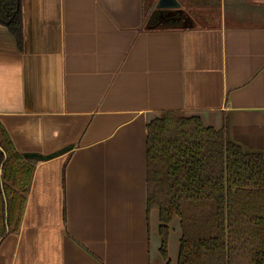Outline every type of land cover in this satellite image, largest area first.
<instances>
[{"label": "crops", "instance_id": "crops-1", "mask_svg": "<svg viewBox=\"0 0 264 264\" xmlns=\"http://www.w3.org/2000/svg\"><path fill=\"white\" fill-rule=\"evenodd\" d=\"M156 1L20 0L19 38L0 21V122L22 153L73 146L36 163L0 264H178L180 218L166 260L147 205L165 110L264 156V0H180L190 23L151 28Z\"/></svg>", "mask_w": 264, "mask_h": 264}, {"label": "trees", "instance_id": "trees-1", "mask_svg": "<svg viewBox=\"0 0 264 264\" xmlns=\"http://www.w3.org/2000/svg\"><path fill=\"white\" fill-rule=\"evenodd\" d=\"M163 11L150 13L149 27L168 25ZM21 20L20 0H0V21L18 38ZM0 146L1 239L20 229L40 159L20 152L1 122ZM146 171L148 210H159L164 259L170 224L179 217L178 264H264V156L246 153L225 129L208 127L199 116L165 110L147 124Z\"/></svg>", "mask_w": 264, "mask_h": 264}, {"label": "water", "instance_id": "water-1", "mask_svg": "<svg viewBox=\"0 0 264 264\" xmlns=\"http://www.w3.org/2000/svg\"><path fill=\"white\" fill-rule=\"evenodd\" d=\"M156 7L158 9H162L164 11H170V10L181 11L182 10L181 9V3H180L179 0H158L157 3H156ZM72 147L73 146H69V148H65V149L59 150L57 152L48 154V155H42V154L32 153V152L25 153V155L27 157H34V158H37V159L46 160V159H49V158H51L53 156H57V155L63 154L65 151H67L68 149H70ZM0 148H1V146H0ZM1 150H2V148H1ZM5 159H4V161H5ZM4 161H3V163H4ZM0 178H2V169L0 170ZM5 205H6V208H7V201H5ZM6 215H7V211H6ZM7 228H8V226H7Z\"/></svg>", "mask_w": 264, "mask_h": 264}, {"label": "rangeland", "instance_id": "rangeland-1", "mask_svg": "<svg viewBox=\"0 0 264 264\" xmlns=\"http://www.w3.org/2000/svg\"><path fill=\"white\" fill-rule=\"evenodd\" d=\"M158 1V0H157ZM156 1V2H157ZM180 1V0H179ZM187 11V10H186ZM186 11L185 10H183V11H178V10H170V11H167V12H163L162 13V15H160L161 17H165V18H173V19H175V20H180V19H182L183 20V23L185 22V23H190V21H191V19H190V16H189V14H187L186 13ZM182 14V15H180L179 16V14ZM160 17V18H161Z\"/></svg>", "mask_w": 264, "mask_h": 264}]
</instances>
